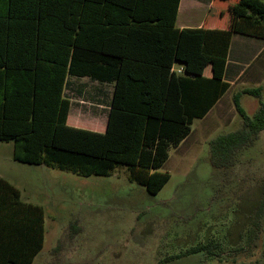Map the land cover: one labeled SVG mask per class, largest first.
I'll use <instances>...</instances> for the list:
<instances>
[{
	"label": "trees",
	"instance_id": "trees-1",
	"mask_svg": "<svg viewBox=\"0 0 264 264\" xmlns=\"http://www.w3.org/2000/svg\"><path fill=\"white\" fill-rule=\"evenodd\" d=\"M220 1L229 4L228 28L198 31L176 29L180 0H0V140L13 143L19 161L82 176L127 167L129 180L157 194L171 177L159 170L170 148L231 86L219 76L234 33L264 39V0ZM162 28L170 30L167 46ZM177 61L183 73L173 69ZM67 74L115 82L105 131L68 123ZM244 95L258 100L252 114ZM233 100L242 122L210 141L216 169L236 166L264 131V87H244ZM254 206L250 232L260 233L264 178ZM45 232L44 207L0 176V264H33ZM224 246L210 238L164 261L202 251L218 257Z\"/></svg>",
	"mask_w": 264,
	"mask_h": 264
},
{
	"label": "rangeland",
	"instance_id": "rangeland-1",
	"mask_svg": "<svg viewBox=\"0 0 264 264\" xmlns=\"http://www.w3.org/2000/svg\"><path fill=\"white\" fill-rule=\"evenodd\" d=\"M251 39L262 51L257 59L239 52L242 42ZM230 56L240 58L247 73L207 116L195 119L187 142L171 147L159 169L171 177L157 194L129 180L127 167L82 176L19 161L13 143L0 140V176L21 190L23 200L45 209L44 245L33 264H264V216L260 233L250 232L264 178V131L236 166L221 170L210 162V141L241 125L233 94L264 87V39L236 34ZM242 104L250 114L259 105L251 95H244ZM78 115L72 106L70 118L81 124H69L104 131L108 115L104 129L91 127L94 117ZM210 238L222 241L228 252L215 257L202 251L164 261Z\"/></svg>",
	"mask_w": 264,
	"mask_h": 264
},
{
	"label": "crops",
	"instance_id": "crops-1",
	"mask_svg": "<svg viewBox=\"0 0 264 264\" xmlns=\"http://www.w3.org/2000/svg\"><path fill=\"white\" fill-rule=\"evenodd\" d=\"M228 5H229L228 2H224L220 0H180L177 10L175 27L178 30L195 29L198 31L204 29L228 28L227 27ZM162 30L165 33L163 38V45L167 46L169 43H171L169 37L167 36L169 35L170 30L168 28L167 31H165L164 28H162ZM236 34L239 33H234L233 35L228 58L225 60L222 68V73L219 76L220 78L227 80L231 83L230 88H234V86L238 84V82L243 78V76H245V74L248 71V69L241 68L240 58L235 57L233 59L230 56ZM255 40L251 39L242 42V44L240 45L241 47H239V52L242 57L247 56V58L257 59L258 56L261 55L262 53L261 48H259L257 44L258 41ZM251 49H253L252 56L250 52ZM184 65L185 64L183 62L177 61L174 63L173 69H175L178 73H183ZM255 68L256 70L254 71L257 72L260 70L261 66ZM203 74L212 77V74L206 71ZM84 77H87V79H83ZM257 86H259V84H257ZM114 90H115V82L102 81L90 75L67 74L64 84L63 96L68 98L71 102L69 116H68V123L71 122L73 124H81V122L78 121L77 119L70 118L71 108L72 106H75L77 111L79 112L78 118L84 119L90 117V119H93L91 117H94V120H96V125L91 127L97 129H104L107 115H108L107 118V123H108ZM111 95H112V100L111 103H109L107 102V100ZM220 100L221 98L210 109V111L220 103ZM210 111L205 116H207L210 113ZM96 117H98V119H96ZM191 133L192 130L190 134ZM190 134L186 138H184L177 147L174 148H179L182 144L187 142ZM170 150H169V154H170Z\"/></svg>",
	"mask_w": 264,
	"mask_h": 264
}]
</instances>
